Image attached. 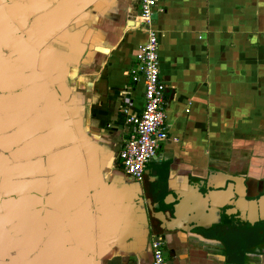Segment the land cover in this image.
Masks as SVG:
<instances>
[{
    "label": "crops",
    "instance_id": "obj_1",
    "mask_svg": "<svg viewBox=\"0 0 264 264\" xmlns=\"http://www.w3.org/2000/svg\"><path fill=\"white\" fill-rule=\"evenodd\" d=\"M34 2L49 12L43 26L59 27L53 52L68 62L77 115L100 158H110L104 177L112 196L122 200L121 192L136 180L119 166L116 148L129 131L127 114L139 113L144 103L142 80L129 75L146 39L138 25L139 0ZM156 2L153 25L169 137L144 170L157 169L160 160L171 168L170 187L187 197L203 227L157 228L145 237L141 229L129 232L123 206H101L92 224L96 249L104 253L90 264H150L152 233L161 234L169 264H264V221L255 222L264 218V0ZM204 176L226 187L209 191ZM153 178L144 174L141 182ZM200 192L209 195L201 198ZM168 193L170 201L169 190L161 196ZM232 213L253 225L229 224ZM107 223L112 230L97 229ZM175 224L183 226L182 220Z\"/></svg>",
    "mask_w": 264,
    "mask_h": 264
},
{
    "label": "water",
    "instance_id": "obj_2",
    "mask_svg": "<svg viewBox=\"0 0 264 264\" xmlns=\"http://www.w3.org/2000/svg\"><path fill=\"white\" fill-rule=\"evenodd\" d=\"M34 1L0 0V264L94 262L104 253L96 249L92 224L101 206H123L129 232L141 229L145 237L153 227L183 232L203 227L199 212L186 205L187 197L170 187L171 168H163L161 160L157 169L144 170L153 179L136 181L121 192L122 200L112 196L104 177L111 160L100 158L77 115L68 62L52 49L59 27L43 26L49 12ZM202 179L209 191L226 187ZM165 189L172 200L169 193L161 196ZM233 218L230 224L236 226L254 222ZM107 224L97 229L109 230Z\"/></svg>",
    "mask_w": 264,
    "mask_h": 264
},
{
    "label": "built area",
    "instance_id": "obj_3",
    "mask_svg": "<svg viewBox=\"0 0 264 264\" xmlns=\"http://www.w3.org/2000/svg\"><path fill=\"white\" fill-rule=\"evenodd\" d=\"M138 25L145 34V41L135 54L130 72L133 82L142 80L144 103L139 113L127 114V136L117 151V161L130 178L141 181L144 165L157 153L169 135L165 124L166 85L159 75L157 31L153 25L154 14L160 10L156 0H139ZM150 264H169L163 252V238L159 233L150 235Z\"/></svg>",
    "mask_w": 264,
    "mask_h": 264
},
{
    "label": "flooded vegetation",
    "instance_id": "obj_4",
    "mask_svg": "<svg viewBox=\"0 0 264 264\" xmlns=\"http://www.w3.org/2000/svg\"><path fill=\"white\" fill-rule=\"evenodd\" d=\"M144 195H145V194H144ZM237 215H238V214H237ZM237 215L234 214V215H232V216L229 217V218H230V220H229V224H230L231 221H234V218H233V217H236ZM243 224H244V223H243ZM156 229H157V228H156ZM153 230H155L154 227H153Z\"/></svg>",
    "mask_w": 264,
    "mask_h": 264
},
{
    "label": "trees",
    "instance_id": "obj_5",
    "mask_svg": "<svg viewBox=\"0 0 264 264\" xmlns=\"http://www.w3.org/2000/svg\"><path fill=\"white\" fill-rule=\"evenodd\" d=\"M120 166V165H119ZM121 167V166H120Z\"/></svg>",
    "mask_w": 264,
    "mask_h": 264
}]
</instances>
